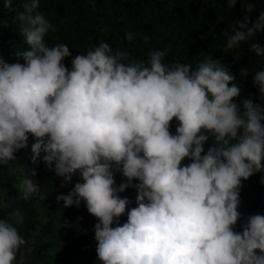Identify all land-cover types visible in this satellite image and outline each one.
<instances>
[{"label":"clouds","instance_id":"1","mask_svg":"<svg viewBox=\"0 0 264 264\" xmlns=\"http://www.w3.org/2000/svg\"><path fill=\"white\" fill-rule=\"evenodd\" d=\"M236 2L226 0L227 7ZM3 7L12 10V0ZM21 7L13 23L27 47L14 52L15 63L0 56V167L31 136L33 163L43 153L65 184L78 173L79 182L56 201L65 208L83 201L97 219L100 264H264V215L248 216L236 230L242 181L264 173V107L236 102V76L218 59L169 66L168 49L149 50L144 62L103 41L76 55L69 69L62 63L69 46L45 43L54 29L38 11L39 0ZM242 7L245 15L225 32V52L264 32V12L253 19L254 2L242 0ZM249 51L264 57L257 42ZM248 75L241 70V79ZM252 84L264 100V68ZM117 173L125 180L118 186ZM20 183L25 200L39 191L30 177ZM133 187L136 206L129 209L120 193ZM24 244L18 228L0 220V264H22L17 254Z\"/></svg>","mask_w":264,"mask_h":264},{"label":"trees","instance_id":"2","mask_svg":"<svg viewBox=\"0 0 264 264\" xmlns=\"http://www.w3.org/2000/svg\"><path fill=\"white\" fill-rule=\"evenodd\" d=\"M24 0H12V10L3 7L0 0V56L8 63L17 62L14 52L26 49L19 27L13 23L14 17L22 12ZM254 2L251 13L253 19L264 12V0H245ZM38 11L50 20L54 30L45 36V43L54 46L66 43L71 56L62 63L69 69L71 60L79 53L85 54L99 42L108 43L113 49L121 48L135 60L147 62L149 50L168 49L163 62L169 66L188 63L196 67L205 59H218L236 76L241 87V99H251L264 107L258 88L252 84L257 70L264 68V57H257L249 51L252 42L264 46V32L257 33L246 43L225 52L226 35L231 34L236 21L244 15L242 0H237L234 8H228L226 0H39ZM126 32L135 34L132 42L124 39ZM147 36L145 43L143 37ZM23 63V61H18ZM247 68L249 75L241 79L240 72ZM177 123H170V132L175 134ZM210 137L205 151L212 145ZM31 136L28 147L15 154V160L0 167V220L13 223L25 240L17 254L22 264H100L97 260L94 239V225L97 219L86 210L83 201L79 207L65 208L63 202L57 203L56 197L65 191L68 194L79 182V174L72 177L70 183H63L54 170L38 160L31 161ZM187 159L182 164H188ZM264 164V161H262ZM54 167V166H53ZM36 176L31 177V171ZM264 173H256L247 181H242L240 205L238 211L241 220L236 230L251 215H264V184L260 183ZM30 177L39 185V191L29 199L23 198L21 180ZM118 186L125 182L122 175L114 177ZM137 181H133L136 184ZM11 188L10 197L3 199L1 190ZM120 196L130 200L128 208L135 207V188L126 189ZM51 203L52 210L40 214V204ZM47 232H41L36 242H31L32 232L40 220ZM127 220V215L120 218ZM59 228L58 233L51 232L52 227ZM115 226V224L113 225ZM54 251L50 256L48 251Z\"/></svg>","mask_w":264,"mask_h":264},{"label":"rangeland","instance_id":"3","mask_svg":"<svg viewBox=\"0 0 264 264\" xmlns=\"http://www.w3.org/2000/svg\"><path fill=\"white\" fill-rule=\"evenodd\" d=\"M42 157H43V153H41V157L40 159L42 160ZM65 191H63V193H61L60 195H65L64 193ZM10 193H11V188H7L6 190L2 191L1 190V195L3 197V199H7L10 197ZM52 210V206H51V203H46V204H40L39 206V211H40V214H44L46 216L47 213L50 214V212L48 211H51ZM44 218H42L40 220V222L38 223V225L36 226L35 230L32 232V239H31V242H36L38 238L41 237V232H47V229H45L43 226H42V222H44ZM51 232L53 233H58L59 232V228H57V226H54L52 227V230ZM96 249V247L94 248ZM53 252L52 250L48 251V253L50 254V256L53 255Z\"/></svg>","mask_w":264,"mask_h":264}]
</instances>
